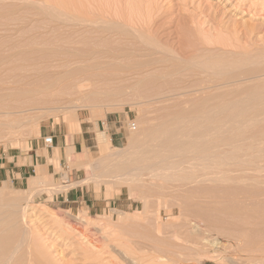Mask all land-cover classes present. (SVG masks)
I'll return each mask as SVG.
<instances>
[{
    "label": "rangeland",
    "instance_id": "obj_1",
    "mask_svg": "<svg viewBox=\"0 0 264 264\" xmlns=\"http://www.w3.org/2000/svg\"><path fill=\"white\" fill-rule=\"evenodd\" d=\"M20 2L0 0V172L5 156L38 148L39 159L23 182L0 175V187L7 186L0 193V244L12 257L2 264H264V160L249 163L264 155V0H49L43 9L18 8ZM54 7L63 17L94 22L92 29L52 22ZM67 35L88 43L84 56L93 52L81 76L87 86L65 82L39 93L45 82L37 77L56 67L50 60L77 64L78 51L59 55L41 44ZM178 116L191 135L222 127L225 139L235 136L244 151L252 147L250 156L243 158L241 149L240 159L221 168L211 159L204 163L211 172L187 163L178 173L189 180L181 182L128 174L138 153L158 144V135L148 136ZM107 121H121L120 140H111ZM83 122L95 125L97 139L107 133V151L100 153L96 142L62 159L55 136L72 137ZM50 136L55 143L47 149ZM223 148L228 157L233 148ZM41 166L45 184L32 188Z\"/></svg>",
    "mask_w": 264,
    "mask_h": 264
},
{
    "label": "bare ground",
    "instance_id": "obj_2",
    "mask_svg": "<svg viewBox=\"0 0 264 264\" xmlns=\"http://www.w3.org/2000/svg\"><path fill=\"white\" fill-rule=\"evenodd\" d=\"M9 1H21L20 3H18L16 6H18V8L20 7V8H27V7H29V6H31V7H33V6H37V7H39L38 9H43V8H41L42 7V5L43 4H45V3H49V0H9ZM49 10H54V11H56L55 13H56V15H58L57 17H54L53 15H51L50 16V18L49 19H51V21L52 22H55V23H57V24H63V23H67L66 21H69V23H71V24H81V25H84V27H86V26H90V28L92 29V26L91 25H93L94 24V22H92V21H90V20H88V19H83L82 17H76V16H74V17H72V16H70V18H67V17H63V16H61V14H60V11H59V9L57 8V7H54V8H50ZM43 11V10H42ZM44 14H45V12H43ZM42 13V14H43ZM48 14V13H47ZM49 15V14H48ZM83 27V28H84ZM46 28V27H45ZM88 28V27H87ZM90 28H88V29H90ZM59 35V34H58ZM63 35V34H62ZM74 35V34H73ZM68 36V37H67ZM66 36V39L64 38V39H59V40H48V39H45V40H43V43H41L42 45H43V47L44 46H46V50H48V51H52V52H56L57 54H59V55H61L62 53H70V52H72V55L71 54H69L68 56H72V57H74V55H75V51L77 52H79L80 54L82 53V55H80V54H77L76 53V58L74 57V59H76L77 60V64L75 63V60H73V58H72V60H73V62L71 63L69 60H71L70 58H69V60H59V59H54L53 58V60H50V62H55V63H60V65H57L56 64V67H52V69L51 70H48V71H46V72H44L41 76H39V77H37V80L38 79H44L43 80V82H45V83H43V85L41 86V87H37L38 88V90L40 91L39 93H44V92H47V91H53L55 88H56V86H58V85H60V84H62V83H74V85L75 86H79V88L81 89V88H84V87H86L87 85L85 84V81L84 80H82V79H84L83 77H85V75L87 74V72L89 71H87L86 69H91V67L92 66H89L88 64V66H85L84 67V64H86V63H89L90 62V60H91V58H90V55H92V51L91 50H93V48H91V49H87V50H90L92 53L89 55V56H84L83 54H84V52H81L83 49H82V46L84 45V44H88V43H82V42H77V41H75V40H71V37H69V35H67ZM73 37V36H72ZM68 39V40H67ZM40 44V45H41ZM83 44V45H82ZM85 47V46H84ZM87 47V46H86ZM43 49V48H42ZM70 49H75V50H70ZM85 49V48H84ZM81 50V51H80ZM44 51V50H43ZM85 51V50H84ZM51 52V53H52ZM74 52V53H73ZM86 52V51H85ZM94 52H95V48H94ZM96 52L98 53V51L96 50ZM56 53H54V54H56ZM61 53V54H60ZM86 53H88V51L86 52ZM74 54V55H73ZM95 54V53H94ZM59 55H57L58 56V58H59ZM85 55H87V54H85ZM100 55V54H99ZM70 56V57H71ZM97 56V55H96ZM92 57V56H91ZM48 59V58H47ZM52 59V58H51ZM61 59V58H60ZM96 59V58H95ZM49 60V59H48ZM71 60V61H72ZM165 60V59H164ZM92 61V60H91ZM169 61V60H168ZM48 62V61H47ZM222 62V61H221ZM71 63V64H70ZM92 63V62H91ZM180 63V62H179ZM217 63V62H216ZM220 63V62H219ZM73 64H76V68H74L75 67V65H73ZM83 64V67L81 66ZM93 64V63H92ZM91 64V65H92ZM96 64V63H95ZM98 64V63H97ZM96 64V65H97ZM181 64H183V63H181ZM211 64H214L213 62L211 63ZM207 65V64H206ZM205 65V66H206ZM217 65V64H216ZM52 66V65H51ZM73 68H72V67ZM182 66V65H181ZM209 66V65H208ZM213 66V65H212ZM95 67H97V66H95ZM207 67V66H206ZM213 67H215V65L213 66ZM213 67H211V69L213 68ZM218 68H219V66H217ZM217 67H215L214 69H216ZM221 67V66H220ZM63 68V69H62ZM217 68V69H218ZM222 68V67H221ZM226 68H228V67H226ZM93 69V68H92ZM53 70V71H52ZM91 71V70H90ZM216 71V70H215ZM218 71V70H217ZM224 71H226V70H224ZM86 72V73H85ZM206 72V71H205ZM208 72V71H207ZM171 73V72H170ZM214 73V72H213ZM220 73H221V71H220ZM225 73V72H224ZM251 73V72H250ZM84 75V76H83ZM222 75H223V72H222ZM250 74H248V76H249ZM256 75V74H255ZM78 76H80V78H78ZM81 76H83V77H81ZM168 76V75H167ZM218 77V76H217ZM79 79V80H78ZM78 80V82H76ZM80 81V82H79ZM228 82V81H227ZM4 85V84H3ZM171 86V85H170ZM251 94V93H250ZM254 94V93H253ZM253 94H252V96H253ZM21 95V94H20ZM261 95H264V94H261ZM260 95V96H261ZM10 96H12V95H10ZM251 96V97H252ZM260 96H259V98H260ZM250 98V97H249ZM257 98H258V93H257ZM262 98V97H261ZM254 99H255V96H254ZM156 100V99H155ZM159 100V99H158ZM252 100V99H251ZM257 101H258V99H256ZM255 100V101H256ZM246 101V100H245ZM244 100H243V102H245ZM260 101V100H259ZM160 102H161V100H160ZM204 102H206V101H204ZM217 102H219L218 100H217ZM235 102V101H234ZM233 102V103H234ZM240 102V101H239ZM248 102V101H247ZM247 102H246V104H247ZM154 103V102H153ZM207 104H208V102H206ZM222 103H224V102H222ZM236 103V102H235ZM234 103V104H235ZM238 103V102H237ZM261 103H262V101H261ZM202 104H204V103H202ZM206 104V105H207ZM210 104V103H209ZM217 104V103H216ZM220 104V103H219ZM233 104V105H234ZM239 104H243L242 102L241 103H239ZM245 104V103H244ZM243 104V105H244ZM257 104V103H256ZM262 104H264V103H262ZM205 105V104H204ZM205 105V106H206ZM236 105V104H235ZM238 105V104H237ZM208 106V105H207ZM206 106V107H207ZM239 106V105H238ZM241 107H242V105H240ZM159 107V106H158ZM164 107V106H163ZM217 107V106H216ZM215 107V108H216ZM219 107V106H218ZM247 107V106H246ZM198 108V107H197ZM202 108V107H201ZM221 108H222V105H221ZM223 108H226V107H223ZM222 108V110H224ZM244 108H245V105H244ZM162 109H164V108H162ZM161 109V110H162ZM173 109V108H172ZM205 109V108H204ZM219 109V108H218ZM247 109V108H246ZM245 109V110H246ZM166 110V109H165ZM196 111H197V109H195ZM216 110H217V108H216ZM221 110V111H222ZM244 110V111H245ZM256 110V109H255ZM178 111V110H177ZM193 111V110H192ZM212 111V110H211ZM220 111V110H219ZM235 111L237 112V108H235ZM239 111V110H238ZM241 111V110H240ZM239 111V112H240ZM164 112V111H163ZM198 112V111H197ZM205 112V111H204ZM232 112H234V111H232ZM242 112V111H241ZM168 113V112H167ZM181 114H182V111L180 112ZM195 113V112H194ZM218 113H220V112H218ZM255 114H258L257 113V111L256 112H254ZM176 114V113H175ZM179 114V113H178ZM206 114V113H205ZM210 113H208V115H209ZM240 114H242V113H240ZM244 114V113H243ZM174 115V114H173ZM212 115V114H211ZM75 115H73V117H74ZM177 116V115H176ZM183 116H184V113H183ZM214 116H216L215 115V113H214ZM231 115H229V116H227L226 117V119L227 118H231L230 117ZM72 117V116H71ZM73 117L71 118V119H73ZM179 117V116H178ZM182 117V116H181ZM200 117H201V115H200ZM208 117V116H207ZM219 116H216V119H219L218 118ZM222 117V116H221ZM174 118V117H173ZM184 118L186 119V118H188V117H185L184 116ZM203 118L204 117H202V120H203ZM212 118V120H213V118L214 117H211ZM69 119H70V117H69ZM69 119H68V121H69ZM70 119V120H71ZM175 119H176V117H175ZM178 120H175L174 122H178V123H174L173 121L170 123V122H166V123H163V124H161V125H159V127H158V131H155V133L153 132V130H151L153 133L151 134V135H149L148 137L149 138H153L155 135H158L159 137H156V138H159V139H157V143L158 144H156V146H155V141H151V139H150V143H151V146H152V142H154V148H153V150L151 151V150H146L145 149V151H147V152H142V151H140V153H138L137 151V153L139 154V156H137L138 158V160L136 161L137 163H135L134 165H132L133 166V168L134 169H132L131 171H128V174H131V172H137L140 176L141 175H143L144 173L146 174L147 173V175L148 176H151V178H150V180L151 179H153L152 177H154L155 179L156 178H159V180H160V182L159 183H161L162 184V182L161 181H167V183H168V181H172V183L173 182H178V181H183V180H186L187 179V175L185 174V176H183L182 174H179L180 172L179 171H182V173H183V171L185 170V168H184V165L185 164H187L188 163V165H191L193 162H195L196 164H200L199 162H201V164L203 165V167H208L207 169H211L212 168V164H209V165H204V163H206L207 162V164L209 163V161H211V159H212V161H214L213 163V168H218V167H220L221 168V166H223L225 163L224 162H227L228 160H230L231 162H232V160L233 161H237V159H240V157L238 156L240 153H241V149H242V147H240L242 144L241 143H239V145H238V142L237 143H235V141H237L236 139H235V136H230V137H226V139L223 137V136H228V135H224V129H222V127L221 128H214L213 130L211 129V130H209V128H208V126H206L208 129H205V127H203L206 131H204V132H202L201 131V134H200V130H199V128H198V130H199V132H198V135H191V131H192V128L188 131L187 129L186 130H183V128L184 127H180L179 125V122L181 121L180 120V117L179 118H177ZM221 119V118H220ZM154 120V119H153ZM164 120H165V118H164ZM180 120V121H179ZM187 121H188V119H186ZM199 120V119H198ZM200 120H201V118H200ZM199 120V121H200ZM212 120L210 121V122H212ZM223 119H221V121L220 120H218V122L216 121V123L217 124H222V123H224L223 121H222ZM186 121V122H187ZM206 121H208V119L206 120ZM154 122V121H153ZM183 122V121H182ZM182 122H180L181 124H182ZM195 122H196V120H195ZM198 122V121H197ZM209 122V124H211ZM204 123H206L205 122V120H204ZM203 123V124H204ZM215 123V122H214ZM215 123V124H216ZM201 124V123H200ZM212 124H213V122H212ZM214 124V125H215ZM155 125H156V123H155ZM183 125V124H182ZM202 125V124H201ZM206 125V124H205ZM150 126V125H149ZM198 126V125H197ZM211 126V125H210ZM215 126H217V125H215ZM146 127V126H145ZM155 127V126H154ZM153 127V128H154ZM188 127H191V126H188ZM188 127H186V128H188ZM194 127H195V125H194ZM193 127V128H194ZM219 127V126H218ZM152 128V129H153ZM200 128H201V126H200ZM228 128V127H227ZM231 128V127H230ZM195 129V128H194ZM156 130V129H155ZM202 130V129H201ZM230 130H232V128L230 129ZM147 131V130H146ZM185 131H188V132H185ZM195 131H196V129H195ZM158 133V134H157ZM192 133H194V132H192ZM195 133H197V131L195 132ZM225 134H227V133H225ZM229 134V133H228ZM231 135H234V133L232 134L231 133ZM255 136H259L258 134L257 135H255ZM254 136V137H255ZM261 136V135H260ZM139 138H141V137H139ZM144 138H146V137H144ZM143 138V139H144ZM155 138V137H154ZM181 138H183L185 141H182L181 140ZM244 139V138H243ZM243 139H242V141H243ZM148 140V139H147ZM146 140V141H147ZM257 140V139H256ZM259 141L258 142H260V139H258ZM204 142V143H202V142ZM241 141V140H240ZM98 143H97V145H98V150H99V152L100 153H104V152H106L107 151V148H108V146H109V137L107 136V133H100L99 134V136H98V141H97ZM148 142V143H149ZM199 142H201V143H199ZM244 142V141H243ZM140 143V142H139ZM144 143L145 144H147L145 141H144ZM160 144V145H159ZM199 144V145H198ZM241 144V145H240ZM260 144V143H259ZM136 145V144H135ZM140 145H143L144 146V144H140ZM148 145H150V144H147L145 147H143V148H148ZM225 145H227L228 147L229 146H231L232 148H233V150L230 152L231 154H229L228 155V157H227V154L229 153L228 151V153L227 154H220L221 152V149L225 146ZM242 146H245V145H242ZM136 147V146H135ZM138 147V146H137ZM139 147H141V146H139ZM251 147V146H250ZM247 148L245 151H244V148L245 147H243V151H244V153H242V157L243 158H246V157H249L250 155V153H249V151L251 150V148ZM254 147V146H253ZM134 149V148H133ZM126 150V149H125ZM141 150H144V149H141ZM158 150V151H157ZM160 150H161V152H160ZM223 150H224V148H223ZM262 150V149H261ZM257 151V150H256ZM123 152H125V151H123ZM219 152V153H218ZM224 152V151H223ZM239 154H238V153ZM125 154V153H124ZM133 154V153H132ZM136 154V153H135ZM137 154V155H138ZM259 154V153H258ZM123 155V154H122ZM126 155V154H125ZM130 155V154H129ZM124 156V155H123ZM135 156V155H134ZM134 156H133V158H134ZM241 156V155H240ZM128 157V156H127ZM252 157H254V158H252V160L251 159H249L250 161H249V163H252V161L255 159V164L257 165V164H260V162L262 161V160H264V155H260V156H252ZM49 158V157H48ZM130 158H132V157H130ZM136 158V157H135ZM242 158V159H243ZM251 158V157H250ZM56 161L58 160V158H57V154H56V157L54 158ZM128 159V158H127ZM225 159H227L226 161H225ZM133 160H135V159H133ZM246 160H248V159H246ZM229 161V162H230ZM239 161V160H238ZM135 162V161H134ZM192 162V163H191ZM240 164H242V162H243V160H240ZM130 163V162H129ZM191 163V164H190ZM193 164L192 166H196V168H197V165L196 164ZM245 163L246 164H249V163H247L246 161H245ZM200 164V165H201ZM126 165H128V163L126 164ZM125 165V166H126ZM226 165H228L227 163H226ZM225 165V166H226ZM239 165V164H238ZM45 166H47V164L45 165ZM45 166H41V167H39V169H38V174H37V176L36 177H34L33 179H31V186H32V188L33 187H39V186H42V185H44L45 184V180L47 179V170L45 169ZM121 166V165H120ZM132 166H131V168H132ZM234 166V165H233ZM239 166H242V165H239ZM244 166V165H243ZM200 167H202V166H200ZM119 168V167H118ZM121 168H124V166H121ZM126 168H127V166H126ZM130 167L128 168L129 170L131 169ZM184 168V169H183ZM186 168H187V166H186ZM114 169V168H113ZM209 169V171L211 172V170ZM225 169V168H224ZM223 169V170H224ZM115 170V172H116V169H114ZM118 170V169H117ZM124 170V169H123ZM126 171H127V169H125ZM124 170V171H125ZM192 170H194V168H192ZM217 170H219V169H217ZM221 170V169H220ZM219 170V171H220ZM222 170V171H223ZM119 171H121V170H119ZM179 172V173H178ZM194 172V171H193ZM199 172V171H198ZM203 172V171H202ZM205 172H207V171H205ZM210 172L208 173V175L210 174ZM225 172H227V171H225ZM224 172V173H225ZM200 173V172H199ZM215 173V172H214ZM218 173V172H217ZM220 173V172H219ZM133 174V173H132ZM223 174V173H222ZM134 175V174H133ZM139 175H135V177L136 176H139ZM191 175V174H190ZM201 175V174H200ZM207 175V174H206ZM207 175V176H208ZM212 175V174H211ZM126 176H127V174H126ZM189 176V175H188ZM193 176V175H192ZM191 176V177H192ZM198 176V175H197ZM50 177V176H49ZM94 177V176H93ZM125 177V176H124ZM200 177V176H199ZM203 177V176H202ZM258 177V176H257ZM50 178H52V177H50ZM95 178V177H94ZM146 178V177H145ZM196 178V177H195ZM259 178H260V176H259ZM92 179V178H91ZM90 179V180H91ZM119 179H121V178H118V180ZM133 179V178H132ZM132 179H130V180H132ZM140 179H142V177L140 178ZM191 179H193V178H191ZM254 179V178H253ZM118 180H117V182H118ZM124 180V179H123ZM128 180V179H127ZM134 180H136L135 178H134ZM145 180H147V179H145ZM154 180V179H153ZM158 180V179H157ZM187 180H189V177H188V179ZM92 181V180H91ZM125 181H126V178H125ZM125 181H123L124 183H125ZM129 181V180H128ZM127 181V182H128ZM142 181V180H141ZM259 181V180H258ZM130 183H131V181H129ZM138 182V181H137ZM158 182V181H157ZM156 182V183H157ZM254 182V181H253ZM257 182V181H256ZM48 183V182H47ZM143 183V182H142ZM146 183V182H145ZM156 183L154 184V185H156ZM152 184V183H151ZM181 184V183H180ZM253 184V183H252ZM258 184V183H257ZM256 184V185H257ZM47 185V184H46ZM143 185H145V184H143ZM164 185V184H163ZM170 185V184H169ZM259 185H260V183H259ZM145 186H147V185H145ZM150 186V185H149ZM158 186H159V184H158ZM172 186V185H171ZM176 186V185H175ZM251 186V185H250ZM253 186V185H252ZM6 185H3V186H1L0 187V193H2V191H4L5 189H6ZM49 187V186H48ZM144 187V186H143ZM157 187V186H156ZM168 187V186H167ZM173 187H174V185H173ZM177 187V186H176ZM255 187V186H254ZM63 188V187H62ZM165 188V187H164ZM42 189V188H41ZM154 189V188H153ZM167 189V188H166ZM168 189H169V187H168ZM170 189H172V188H170ZM258 189V188H257ZM45 190V189H44ZM260 190V189H259ZM34 191V190H33ZM150 191V190H149ZM158 191V190H157ZM156 191V192H157ZM164 192V191H163ZM167 192V191H166ZM161 193V192H160ZM259 193H260V191H259ZM158 195H160V194H158ZM246 196H248L247 195V192H246V194H245ZM253 198V197H252ZM257 199V198H256ZM259 199H261V198H259ZM257 203V202H256ZM13 205H15V202H13ZM264 212V211H263ZM262 212V213H263ZM256 214V213H255ZM255 217H257L256 215H255ZM251 218H253V217H251ZM260 218V217H259ZM262 219V218H261ZM253 220H256V219H253ZM260 221V220H259ZM248 222V221H247ZM250 225V224H249ZM264 225V224H263ZM253 228V227H252ZM262 230V229H261ZM261 236V235H260ZM249 237V236H248ZM241 240V239H240ZM242 241V240H241ZM244 242V241H243ZM256 243V242H255ZM254 243V244H255ZM246 244V243H245ZM9 245V243L7 244V247H9L10 248V246H8ZM249 245V244H248ZM242 246V245H241ZM247 247V246H246ZM250 247H252V246H250ZM260 247V246H259ZM8 248V249H9ZM252 249H253V247H252ZM247 250V249H246ZM257 250H258V248H257ZM256 250V251H257ZM242 251V250H241ZM245 251V250H244ZM240 252V251H239ZM248 253H250V251L248 252ZM263 253V252H262ZM241 254H242V252H241ZM252 254V253H251ZM253 255H254V252H253ZM253 255H252V257H253ZM249 256V255H248ZM251 256V255H250ZM256 256V255H255ZM12 258V257H11ZM10 258V256L9 257H7V255L5 256V253H4V251H3V249L1 248V244H0V264H2V263H4V262H9L10 260L9 259H11ZM254 258V257H253Z\"/></svg>",
    "mask_w": 264,
    "mask_h": 264
},
{
    "label": "crops",
    "instance_id": "obj_3",
    "mask_svg": "<svg viewBox=\"0 0 264 264\" xmlns=\"http://www.w3.org/2000/svg\"><path fill=\"white\" fill-rule=\"evenodd\" d=\"M86 123L87 122H83L81 126L79 125L80 132L76 133L72 137H70L67 132H61L59 135L55 136V148L58 150L57 153L62 159L67 157L69 154H74L79 150L89 149L91 148V145L97 142L98 139L95 125ZM119 123H121V121H112L110 124L107 121V128L112 141H118L124 135V128L122 126H118ZM97 126L99 130H106V123L104 122H99ZM47 158L48 155L45 153L41 154V159L45 161ZM38 159V148L33 152V154H21L19 156L9 157L5 156L3 158V164L1 165L3 170L0 172V175L2 178L5 176L7 179H10V176H13V178L16 179L18 183L23 182V180L26 179V176L32 172L35 173Z\"/></svg>",
    "mask_w": 264,
    "mask_h": 264
},
{
    "label": "built area",
    "instance_id": "obj_4",
    "mask_svg": "<svg viewBox=\"0 0 264 264\" xmlns=\"http://www.w3.org/2000/svg\"><path fill=\"white\" fill-rule=\"evenodd\" d=\"M128 126H129V129H130L131 131H136V129H137V125H136V123L133 122V121H129V122H128ZM44 145H45V147H46L47 149L53 147V145H54V137L50 136V137L45 138V139H44Z\"/></svg>",
    "mask_w": 264,
    "mask_h": 264
}]
</instances>
